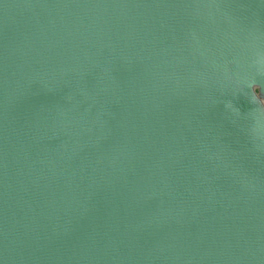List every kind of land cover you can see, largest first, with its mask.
<instances>
[{
    "label": "water",
    "instance_id": "obj_1",
    "mask_svg": "<svg viewBox=\"0 0 264 264\" xmlns=\"http://www.w3.org/2000/svg\"><path fill=\"white\" fill-rule=\"evenodd\" d=\"M264 0H0V264H264Z\"/></svg>",
    "mask_w": 264,
    "mask_h": 264
},
{
    "label": "clouds",
    "instance_id": "obj_2",
    "mask_svg": "<svg viewBox=\"0 0 264 264\" xmlns=\"http://www.w3.org/2000/svg\"><path fill=\"white\" fill-rule=\"evenodd\" d=\"M257 86L258 84H256L255 82L249 83V87L252 88L253 93H254L253 101L255 102L256 100H258L261 105H264V97L261 96V88H260L259 94H257L256 92Z\"/></svg>",
    "mask_w": 264,
    "mask_h": 264
}]
</instances>
